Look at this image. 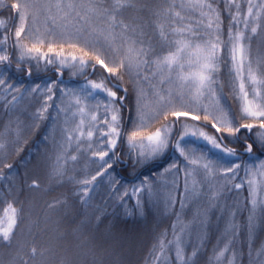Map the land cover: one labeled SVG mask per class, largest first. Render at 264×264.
Returning a JSON list of instances; mask_svg holds the SVG:
<instances>
[{"label": "trees", "instance_id": "obj_1", "mask_svg": "<svg viewBox=\"0 0 264 264\" xmlns=\"http://www.w3.org/2000/svg\"><path fill=\"white\" fill-rule=\"evenodd\" d=\"M252 2L259 4L261 0ZM12 3L13 0H3L0 3V19L7 24L3 32L9 36L8 44L4 47L10 56L8 62H0V76L5 84H18L24 88L51 82L59 88L54 93L55 98L47 103L36 93L24 95L17 109H12L11 104H6L0 98V133H3L2 142L5 144V149L0 150V161L13 165L11 169H4L5 178L0 179V218H3V209L9 203L18 211L11 247H0V264H24L25 261L28 264H225L224 258L216 259L225 244L230 248L225 257L233 258L234 253V264H261L264 255L258 257L256 252L264 248V218L260 217L258 210L255 226L249 232L247 225L251 204L245 185L237 189L218 170L212 169L211 175H208L203 168H197L189 182L192 188L193 179L198 181L197 188L201 195L193 198L189 191L182 198L184 173L187 174L186 169L193 168V165L187 163L177 170L178 193L175 204L172 207L165 205L163 209L160 205L161 182L166 176L164 170L180 159L178 154L173 155V148L181 128L186 125L193 124L217 138V143L225 151L232 149L236 160L240 161V174L244 173L246 160L264 157V146L257 142L256 135L264 132V129L256 126L259 121L252 118L240 120L242 101L236 95L239 91L238 82L235 90L232 86L230 64L220 65L217 73L219 83L214 86L217 92L213 101L215 103V100H219L218 109L227 113L228 119L234 117L236 124L253 123L254 127L250 131L241 129L236 135H231L222 129L219 135L211 127V121L204 120L201 112L192 111L190 105L177 107L179 109L176 110L197 115L198 119H177L169 115L165 120L161 114L150 120L147 127L141 129L142 137L162 129L165 124H171L165 153L151 155L146 138L143 139V147L139 138L135 146L129 145L127 141V134L132 131L133 121L136 120L135 97L129 95L124 102L126 107L121 110L122 134L107 156L111 167L105 162H94L88 167L87 158L83 157L79 161V169L73 171V164L67 159L64 163L59 161L62 174L55 175L56 153L52 142L46 141L45 136L50 129L51 110L60 88L99 81L103 77L107 78L108 87L121 82L89 57L85 59L89 60V65H95V69L91 66L81 68L78 63L73 67L61 65L60 58L54 53L49 54L53 60L51 64L44 59H31L29 56L21 60L19 49L12 47L14 30L18 26L16 12L10 7ZM240 7L242 15L239 19L243 20L247 11L246 0H240ZM220 8L223 38L226 40L230 20L228 13L223 11L222 3ZM137 15L147 17L148 13H136L132 10L125 12L127 18ZM39 21L43 22V16ZM251 22L249 18V23ZM258 23L260 27L251 40V57L254 63L256 59L264 60V13ZM236 28L244 31L246 36L251 35L244 29L242 22ZM24 42L31 46V38ZM82 43L83 41L77 47ZM60 46L57 42L56 51L60 50ZM62 46L66 56L69 53L77 56L82 54L70 48L67 43ZM41 50L47 52V43ZM91 55L89 52V56ZM221 58H224L223 52ZM105 62L109 63V60ZM130 79H134V74L130 76L125 73L124 87H132ZM153 84H157L154 78L151 83L141 78L138 85L147 93L144 102L149 105L154 104L155 100H152ZM117 95L119 97L123 92H118ZM44 105L50 107L44 114L47 118L34 119L37 110ZM9 122L12 130L5 132L4 126ZM37 124L39 126L35 127ZM245 140L253 144L252 153L245 152ZM18 147L22 150L18 151ZM82 163L88 168L86 172L80 169L85 166ZM104 163L106 168L103 176H100ZM93 176L96 179L92 183H79L84 179L91 180ZM106 178L109 183L104 182ZM34 180L39 186H32ZM137 182L144 186L148 184V188L145 187L136 204L133 185ZM85 189L88 191L87 196H84ZM214 193H219L215 200L212 199ZM182 202L184 207H181ZM177 237L183 261L177 259ZM161 240L164 241L163 248L160 247ZM32 247L37 248L36 256L31 255ZM193 251L196 252L195 256L192 255ZM41 252L43 255H40Z\"/></svg>", "mask_w": 264, "mask_h": 264}, {"label": "snow or ice", "instance_id": "obj_2", "mask_svg": "<svg viewBox=\"0 0 264 264\" xmlns=\"http://www.w3.org/2000/svg\"><path fill=\"white\" fill-rule=\"evenodd\" d=\"M246 2V15L241 20L239 19L242 15L240 0H13L10 7L16 12L15 19L18 21V26L14 30L12 47L19 49L21 60L29 56L31 59H44L51 64L53 60L49 54L54 53L57 58H60L61 65H67L70 57L71 62L78 63L81 68L91 66L95 69V65H89V60L85 57L94 60L105 72L121 82L108 87L107 78L103 77L99 81L89 82L91 90L82 89L86 93L85 98L92 95V90H99L112 98L105 104V110L111 112V121L109 122L106 118L101 121L107 124V131L102 132L104 136L109 137L106 143L111 148H115L116 140L122 134L121 110L126 107L124 102L128 100L129 95H132L135 97L136 120L133 121L132 131L127 134V141L129 145L135 146L139 138L143 147V139L146 138L150 154L156 155L168 147L167 133L171 129V124L163 125L162 129H157L147 137H142L141 129L147 127L150 119H156L161 114L165 120L169 115L177 119L190 115L186 111L174 108L162 111V108L168 109V106L172 104L174 94L181 98L187 94L197 103L205 96L215 99L217 88L214 86L219 83L217 73L220 71L221 63L230 64L229 74L232 77L234 90L238 82L239 91L236 95L242 101L240 120L252 118L259 121V127L264 129V119H262L264 118V60L256 59L254 63L251 57V40L260 27L258 21L264 13V0H261L259 4L253 3L252 0H246ZM0 3H3V0H0ZM221 3L223 11L228 13L230 20L226 40L223 38ZM254 9H256L255 12ZM129 10L136 13L147 11L148 16L137 15L127 18L125 12ZM41 16H43V31L37 24ZM249 18H251V24ZM241 22L244 29L251 35L246 36L244 31L236 28V25ZM5 27H7L6 21L0 19V52H4L0 55V62L10 60L7 48L4 47L9 40L8 34L3 32ZM29 38L32 41L31 46L24 42ZM81 41L83 43L77 47ZM57 42L61 45L59 51H56L55 47ZM46 43L47 52H44L41 49ZM63 43H67L70 48L82 54L77 56L69 53L66 56ZM105 49L108 51L106 52ZM89 52L92 53L91 56ZM106 60H109V63H106ZM125 73L130 76L134 74V79L129 81L132 84L131 88L123 86ZM141 78L150 83L153 78L157 81V84L152 85L153 95L157 98L154 101L155 108H149V104L144 102L147 93L142 86L138 87ZM4 84L5 81L0 79V85ZM160 85H167V88H161ZM7 87L12 86L7 85ZM48 91L51 92V89ZM118 92H123V95L118 97ZM16 99L13 97L12 102ZM48 99H52V96ZM215 103L218 106L219 100H215ZM73 105L76 106L75 110L71 111V116L68 117L67 113ZM47 110L48 105L42 106L37 110L34 119H46L44 114ZM218 110L221 114L213 118L216 122L212 124L217 132L221 131V127L217 124L231 135H236L241 129L250 131L254 127L253 123L236 124L234 117L230 120L227 118V113ZM60 111L66 113L65 127L62 132L65 139L61 141V147L66 143L70 145L71 142L79 146L83 138L91 140L94 132L99 130L95 111L83 104L79 96H73L67 108H61ZM209 115L208 109L205 108L204 119L208 120ZM191 119L196 120L198 116L191 115ZM38 126V124L35 125V127ZM4 130L5 132L12 130L11 122L4 126ZM187 134L185 127L184 135ZM199 135L204 136L215 147L220 146L217 138L209 137L204 132H200ZM256 135L257 142L264 146V132ZM2 136L3 133H0V150L5 149ZM180 139L182 140L183 136ZM88 147L90 148L91 144ZM176 147L180 149V155L184 156L188 164L193 165L191 170L186 169L189 176H193L197 168H203L208 175H211L212 169L208 163H201L199 159L186 155L178 142ZM17 150L22 149L18 147ZM244 150L252 153L253 144L245 140ZM95 154L99 155L100 160L103 161L108 152L99 151ZM228 154L234 155L233 150L228 149ZM61 158V155L57 156L55 175L62 174V169L59 167ZM69 158L75 161L77 156L71 155ZM141 162L137 161V163ZM108 166L111 167V163H108ZM12 167V164L0 161V179L5 178L4 169ZM171 167L175 168L176 165L173 164ZM228 171L234 172V169L229 168ZM250 176L251 179L246 181L249 186L251 204L247 225L249 232L255 226L258 210L260 217L264 218V191H262L264 163L254 171H250ZM257 176L261 177L259 181ZM95 179L96 176H93L91 180L84 179L79 183L90 184ZM197 184L198 181L193 179L192 188L188 189L187 186L185 188L186 192H191L193 198L201 195ZM32 186H39L38 182L34 180ZM241 187L240 183L235 184V188ZM87 194L88 191L85 189L84 196ZM218 195L219 193H214L212 199L215 200ZM52 206L49 205V207ZM181 207H184L183 202ZM17 215L18 211L11 203L3 209V218H0V247H11L14 229L17 226ZM96 219L99 220V217ZM169 243L172 242L169 241ZM176 244L177 259L183 261L179 237ZM160 247H164L163 240L160 241ZM229 251V246L225 244L218 252L216 259L224 258L225 264H234V253L233 258L225 257V253ZM31 255H37L36 247L31 248ZM40 255L43 253L41 252ZM192 255L195 256L196 252L193 251ZM256 255L258 257L264 255V248L257 251ZM24 264L28 262L25 261ZM261 264H264V260Z\"/></svg>", "mask_w": 264, "mask_h": 264}, {"label": "rangeland", "instance_id": "obj_3", "mask_svg": "<svg viewBox=\"0 0 264 264\" xmlns=\"http://www.w3.org/2000/svg\"><path fill=\"white\" fill-rule=\"evenodd\" d=\"M38 21L37 24L41 28V31L43 29V22ZM0 55H3L2 52H0ZM77 63L71 62L69 58V62L67 63V66L73 67ZM0 79L3 80V77L0 76ZM7 85L10 84H4L0 85V98L2 101H5L6 104H11L12 109H17L19 102L23 98L24 95H31L32 93H36L37 95L41 96L45 103L55 98L54 93L56 91V85L54 82L51 83H44L40 86H27L24 88L23 86H20L18 84L11 85V88H8ZM163 88H167V85H160ZM64 88H60V90L57 93V98L54 106H52V121L50 122L49 131L48 134L45 136L47 138L46 141L52 142V145L54 146V153L55 157L57 158L58 155H61L62 158L60 159L63 163L67 160L69 162H72L73 164V171H77L79 167L81 166L80 160L84 157L87 158V166L93 165L95 162L103 163L106 162L107 156L110 154V151L113 150L109 146V144L106 143V141L109 139V137L104 136L102 134L103 131H107V124L101 122L104 118H106L109 122L111 121V112L105 110V104L107 101L111 100V97H108L106 93L100 92L99 90H92V95L87 96L85 98L86 93L82 91V89H90V83L86 82L85 84L78 85V86H66ZM35 89V91H33ZM48 89H51V92L48 91ZM154 91L152 87V92ZM49 96H52V99H48ZM73 96H79L82 100V103L87 105L89 109H92L95 111L97 115V121L96 124L98 125L97 131L94 132V135L91 140H88L86 138H83L79 144V146L75 142H71V144H65L63 147H61V141L65 139V137L62 135L63 128L65 127L64 121L66 118V113L60 111L61 108H67L68 103L70 102L71 98ZM13 97H16L17 99L13 101ZM156 100L157 98L153 95L152 100ZM154 100V101H155ZM11 102V103H10ZM146 103V102H145ZM166 103V102H165ZM190 105L192 111H195L197 113L201 112V114L204 116V109H208L209 118L208 120L211 121V126L214 122H216L213 118L219 116V110L217 105L214 103L213 99L205 96L201 98L199 103L193 101L187 94L181 98L180 96L173 95L172 97V104L168 106V110H171L172 108L179 109L177 107H183ZM75 105H73V108L67 113V116H71V111L75 110ZM155 103L152 105H149V108H155ZM50 108V107H49ZM48 108V109H49ZM166 109L162 108V111ZM191 115H188L191 118ZM78 122V117L76 118ZM152 120V119H150ZM149 120V121H150ZM205 120V119H204ZM205 120V121H208ZM148 121V122H149ZM71 126V125H69ZM218 127H221V130L223 127L220 124H217ZM256 126H259V122L256 123ZM87 128V121L86 126ZM185 127L187 128V135H184ZM215 129V128H214ZM216 131V129H215ZM204 132L201 128L195 126V125H186L181 128V131L179 135L176 138V142L174 145V153L178 154L180 159L175 160L172 164L166 167L164 170V173L166 176L162 178V187H160V205L162 206V209L166 205L167 207H172L175 204L176 196L178 193V175L177 170L178 167L181 166V168L186 165L188 162L185 160L184 156L180 155V149L176 147L177 142L179 143L180 148H182L186 155L197 158L201 161V163H208L211 167V169H216L220 173L225 174V177L227 178L230 183H233L234 186L237 183H240L241 185H245L249 197L248 192V184L247 180L251 179L250 171H254L257 169L262 163H264V157L262 159L257 160H246L245 162V170L244 173L240 174V161L236 160L234 155H229L227 151L222 149V147H215L208 139H205L204 136H200L199 133ZM192 133H196V135H192ZM205 133V132H204ZM219 135L221 133L217 132ZM206 134V133H205ZM209 137H212L208 134H206ZM183 136V139L181 140L180 137ZM143 141V146H144ZM91 144V147L89 148L88 145ZM141 145V142H140ZM148 145V141H147ZM99 151H107L108 155L104 157V160H100L99 155H96L95 153ZM166 148L163 150L162 153H158L156 155H162L165 153ZM246 152V151H245ZM71 155H76L77 159L75 161L71 160ZM174 155V156H175ZM175 164L176 167L172 168L171 166ZM85 165L82 163V166ZM86 165L80 169L82 170H88ZM239 165V167H237ZM106 168V164L104 163L102 165V170L99 172L100 176H103L104 170ZM234 169V172L228 171V169ZM170 169V170H169ZM96 174V173H95ZM98 174V173H97ZM96 174V175H97ZM190 176L186 173H184V187L182 189V198L186 197L187 192L185 191V188L187 186L188 189H191V184L189 182ZM261 177L257 176V180L259 181ZM104 182L109 183V180L106 178ZM143 183H135L133 186V199L134 202L137 204L140 196L142 195L145 187ZM240 189V188H239ZM264 191V189H262ZM189 192V191H188ZM259 198V197H258ZM250 199V197H249ZM156 203V202H155Z\"/></svg>", "mask_w": 264, "mask_h": 264}, {"label": "water", "instance_id": "obj_4", "mask_svg": "<svg viewBox=\"0 0 264 264\" xmlns=\"http://www.w3.org/2000/svg\"><path fill=\"white\" fill-rule=\"evenodd\" d=\"M60 80H62V79L60 78ZM181 117H186V118H190L189 116H181Z\"/></svg>", "mask_w": 264, "mask_h": 264}, {"label": "bare ground", "instance_id": "obj_5", "mask_svg": "<svg viewBox=\"0 0 264 264\" xmlns=\"http://www.w3.org/2000/svg\"><path fill=\"white\" fill-rule=\"evenodd\" d=\"M99 65V64H98ZM100 66V65H99ZM62 79V78H61ZM59 80H60V78H59ZM60 81H62V80H60ZM212 127V126H211ZM213 128V127H212ZM214 129V128H213Z\"/></svg>", "mask_w": 264, "mask_h": 264}]
</instances>
